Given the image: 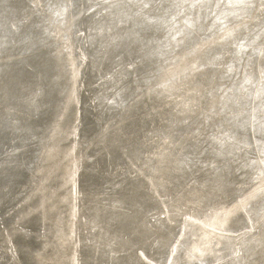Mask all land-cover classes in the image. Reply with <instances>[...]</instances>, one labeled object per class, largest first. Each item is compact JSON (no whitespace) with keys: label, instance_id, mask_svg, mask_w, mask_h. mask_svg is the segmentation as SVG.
<instances>
[{"label":"bare ground","instance_id":"1","mask_svg":"<svg viewBox=\"0 0 264 264\" xmlns=\"http://www.w3.org/2000/svg\"><path fill=\"white\" fill-rule=\"evenodd\" d=\"M54 1L5 0L9 14L2 22L4 30L0 28L2 37L8 34V44L15 43L9 49L10 61L36 66L25 71L16 65L9 81L0 78V118L8 120L5 124L0 121V142L4 130L19 127L26 120L37 122L36 130L24 123L13 141L9 132L6 143L0 144V209L16 212V216L20 212L16 201L22 194L21 178L30 162L29 144L33 141V149L39 146L42 154L45 139L41 132L45 110L49 109L48 97L54 93V70L68 69L63 61L40 62L53 48L47 49L50 43L45 42L42 23ZM132 1L139 2L137 8L130 5ZM118 2L129 5L126 18L120 12L109 13ZM75 3L71 0L69 4L67 15L72 22L68 21L67 30L71 26L72 33L68 35L76 36L72 52L77 76H69L65 85L76 81L82 89L84 104L78 112L92 116L97 128L93 132L114 126L109 134L101 136L100 142L105 143L108 136V140H119L120 146L128 149L118 154L119 163L113 173L106 158L98 157L92 145L86 146L93 133L86 135V131L94 123L84 127L82 117L79 127H71V134L62 129L50 139L59 149L76 143L92 159L77 164L74 176L80 168L81 175L68 186L69 195L76 199L78 264H264V0L163 2L173 9L178 7L170 33H181L167 42L174 46L183 33L187 35L188 48L174 46V52L182 48L185 59L197 52L196 60L203 57L208 61L209 77L215 78L222 88L220 92L213 87L204 91L188 89V80L197 74L194 63L181 76L160 81L156 80L158 71L148 68L150 62L140 68L141 49L129 48L125 36L133 31V22L144 18L143 8L154 9V1L81 0L74 7ZM68 35L55 37L63 42ZM179 42L185 43L181 39ZM145 51L151 50L146 47ZM1 52L4 56L0 57V66L8 55L5 50ZM131 52L136 54L130 56ZM188 52L194 53L187 55ZM85 54L90 56L88 68L82 60ZM51 64L55 67L50 69ZM94 69H98V77L113 76V87L103 84L100 78H87L92 71L95 74ZM209 92H215V101L210 105ZM121 97L123 103L113 111ZM201 98L205 99L203 104H199ZM138 108L147 124L134 135L120 111L135 118ZM194 113L201 116L203 127L215 116L209 131H221L224 136L204 132L201 138L193 136L191 128L197 123ZM125 136L133 139L127 145ZM236 154L247 165L244 173L224 168L225 160L236 159ZM253 180L255 188L250 184ZM25 195L26 192L21 199ZM63 199L65 205L67 199ZM37 200L35 195L24 201L31 207H24L23 212L38 210L26 216L25 224L19 220L10 225L0 223V244L6 240L9 247L0 249V264H40L35 259L39 249L25 243L28 232L38 234L25 228L47 213L43 205L46 199L40 201L41 206L30 203ZM90 213L95 216L91 220V235L95 232L96 241L93 253L80 230ZM167 222L171 228L168 247L161 244L160 230H156L157 225L165 226ZM22 235L25 239L15 242ZM152 240L156 241L153 247L149 246ZM10 248L12 254L8 253ZM63 256L61 251H53V260L61 264Z\"/></svg>","mask_w":264,"mask_h":264},{"label":"rangeland","instance_id":"2","mask_svg":"<svg viewBox=\"0 0 264 264\" xmlns=\"http://www.w3.org/2000/svg\"><path fill=\"white\" fill-rule=\"evenodd\" d=\"M61 1L64 0L54 1V5L51 7L52 9L50 13L42 23L45 30V42L50 43L48 44L47 49L51 47L53 48L51 49L50 53H48L47 57L42 58L40 62H45L48 59L56 63L63 60L64 56H66V62L68 59L70 69L58 67L56 70H54V93H51L50 97H48L49 109L47 110L46 108L45 110V120L41 132V136L45 139L44 146L42 147L41 154V149L39 146L33 149V141L29 144L28 157L30 159V162L24 173V178H21L22 194L26 192V195L21 199V194L16 201L17 205L19 206L20 212L18 213V216H16V212H12L6 209H0V223L6 222L7 225H10L14 222V220H19L25 224V219L29 218L28 215L32 214L34 211L38 212V210L23 212L24 207H31L30 204L28 206L24 205V201L28 200L29 198L32 199L35 195H38V200L32 201L30 203L33 205H40V201H44L46 199L44 201V204H42L45 206L47 213L43 214L41 217H38V219L33 222L34 224L32 227L25 228L38 232V234L28 232L26 234L25 243L36 245V247L39 249V255H37L35 259L40 264H61L60 262L53 260L52 258L53 251L58 250L64 254V256L61 258L64 264H78V250L75 244L77 240V225L74 215L76 199L75 197L69 195L68 186L71 183L75 182L74 175L76 174L77 164H80L83 161L89 162L90 160H92L91 158H89L87 154L88 152L85 153L82 149L76 150V143L71 145L69 148L59 149L57 145H55L53 142H50V139L58 134L60 130L66 129L68 133L71 134V127H73L74 125L75 127H79V117H81V111L78 112V109L83 102L82 98L85 97L81 94L82 89L78 88L76 81H72L70 85H65V83H68L69 81V76H72L75 79L77 76L76 72H74L75 64L73 60L74 55L72 52L74 49H76L75 46L77 44L74 43L76 36L75 38H72V36H70L72 30L69 28L71 26L67 30L68 21L72 20L70 15H67V13H69V4L71 0H65L64 2ZM80 1L81 0H76L74 7H76L80 3ZM148 1H154L157 4L153 10H147L143 8L141 14L144 16V18H142L138 22H133V24H131L133 31L125 36V41L129 48L139 47L141 49L138 52V56L140 58L139 62L142 64L140 68L143 69L146 66V63L150 62L148 68L158 71V73H155L156 80L160 81L165 77L172 78L174 76H181L184 71L190 66V63H194L197 65V74L188 80V89L197 88L200 91H204L205 88L213 87L217 92H220V89L222 88L215 81V78L212 76L209 77L210 74H208V61L204 60L203 57L200 60H196L195 54L197 52L193 55H190V58L187 60L183 57V53L181 52L182 48L180 51L174 52V46H176V48H179L183 47V45H187L188 48L187 42L189 41V39L187 35H184L183 33L179 38L182 42L185 43L179 42V39L174 46L167 42V40H171L172 37L176 35L175 33H170V31H172V20L174 17H176V15H178V13L176 12L178 7L176 9H173L172 5H166L163 2H172L173 0ZM130 3V5L135 8H137L139 4V2L136 1H132ZM128 6V4L118 2L114 6L110 7L109 13L110 11L120 12L121 15L126 18L129 13L127 11ZM174 6L176 7L175 4ZM8 14L9 11L7 3L5 2V0H3L2 4L0 5V28L2 30H4L2 22H4V20L6 19V15ZM187 14H189V12ZM187 14H184V16L188 17ZM135 32H137V34H135ZM68 33L70 34L68 35ZM56 34H59L61 38L65 35H68L69 38L68 40L62 42L55 37ZM180 34L176 36H179ZM8 38L9 36L7 33L3 37L0 33V57L4 56L1 52L3 50H5V54H8L6 56L7 59H5L6 61L4 62V65L0 66V78L5 82L9 81L13 76V74L11 73L13 66H20L25 69V71L33 70L36 67L35 64L31 62H28L27 65H21L20 63H13V61H10L11 56L9 53V49L15 47V43H12L10 41V44H8ZM146 47L150 48L151 51L149 53L145 51ZM191 53L194 52H188L187 55ZM134 54H136V52H131L130 56ZM220 57H222V54H220ZM54 67L55 66L51 64L50 69ZM190 75L187 77L189 78ZM124 76L126 77V75ZM212 100L215 101V92H209L207 96L209 105ZM204 101L205 99L201 98L199 100V104H203ZM118 102L119 103L116 106L114 105L113 111L117 108L118 105L123 103L122 97ZM141 112L142 111L140 110V108H138L136 112L138 113V116L134 118L130 113L124 116L123 109H121L120 111V115H123L122 119L127 122V127L132 128V130L134 131V135H138L146 127L147 124L146 118L141 115ZM86 115L90 117L88 113H86ZM192 115L195 116V120L197 122L196 124H193L191 128V130H194L193 136L201 138L203 132L204 135H208L209 133H211V135L215 137L224 136L221 131L217 133L209 131V123H213L215 121V116L212 118L210 117L208 120V125H204L203 127L201 124V116L197 113H194ZM90 118L93 122V118ZM0 121L2 124L8 122V120H5V118H0ZM24 123H30L27 127L33 131L36 130L35 127L37 126V122L26 120L22 122L19 127H16L12 130H4L2 133H5L3 134L1 142L6 143L7 133L9 132L12 134L13 141V139L22 131L21 126ZM8 128L9 127H7L6 129ZM113 129L114 126H105L103 131L93 132L97 130L96 123H94L93 128L90 131H86V135H90L91 132L94 133H92L87 139L86 146L88 147L89 144L92 145V151L97 149L96 153L98 157L104 156L110 163L112 172L115 173V170L119 163L118 154H124V152L128 149L120 146L119 140L117 142L108 140V136L104 138L105 143L100 142L101 136H103L104 134H109ZM123 138L126 145L129 144V140L132 139L130 136H125ZM1 142L0 144H2ZM99 166H101L100 161ZM224 168L237 169L239 174L244 173L247 170V165L244 162V158H241L238 156V154H236V159L231 160L230 158H227L225 160ZM35 171H37V173L34 175V177H30V175L35 173ZM255 182L256 180L250 182V184H252L254 188ZM60 185H64L62 191L60 190ZM60 197L62 198L61 200ZM63 198L67 199L65 205H63ZM60 204L62 205L60 206ZM134 204L139 205V203L137 202H134ZM162 204L167 205V203ZM150 206L153 210L154 205L150 204ZM177 213L178 215L176 216V218H179L180 212L178 211ZM26 216L28 218H26ZM10 217L13 218L10 219ZM94 217L95 216L90 213V217H85L83 219V223L80 228L83 236L85 237V243L87 244L88 249L91 253L94 252V246L96 245L95 232H93V234L91 235V228L93 229L94 223L91 222V220L94 219ZM139 224L140 222L137 224L136 228H139ZM214 225H217L216 221L214 222ZM5 230L6 233L9 234L8 229ZM156 230H160L159 233L161 244L168 247L171 240L170 224L167 222L165 223V226L157 225ZM144 235L146 237L150 236V234ZM32 238L35 239L31 240ZM24 239L25 236L23 235L17 236L15 242L20 243ZM1 243L2 244H0V249L3 250L4 248L8 247L7 245H5L8 244L6 240L2 241ZM154 243H156V241L152 240L149 246L153 247L152 245ZM81 245L82 244H79V246ZM8 253L12 254L11 248L8 249Z\"/></svg>","mask_w":264,"mask_h":264},{"label":"flooded vegetation","instance_id":"3","mask_svg":"<svg viewBox=\"0 0 264 264\" xmlns=\"http://www.w3.org/2000/svg\"><path fill=\"white\" fill-rule=\"evenodd\" d=\"M96 24H97V22H96ZM98 28H99V24H97L96 25ZM96 30H98V29H96ZM88 54H85V56L84 57H82V60H83V62H84V66H85V68H88L89 67V62H87V59L88 58H90V56H87ZM61 61H63V63L68 67V69H70V66H69V62H68V59H67V62H66V56H64V58H63V60H61ZM60 62V61H59ZM94 71H95V74L93 73V71L88 75L87 74V72H86V74L88 75V77L87 78H89V79H92V78H100L101 80H102V83L103 84H105L106 86H111V87H113V76L111 77V76H108V77H104L103 75H100L99 77L97 76V73H98V69H94ZM106 71H108V70H106ZM105 71V72H106ZM92 73H93V75H92ZM106 74V73H105ZM85 75V74H84ZM83 104H84V102H82ZM83 107H84V105H83ZM89 114V113H88ZM86 113H85V111H81V117L84 119V122L82 123V125L84 126V127H86V126H92V124L94 123V120H93V122L91 121L92 119L90 118V117H92L90 114V117L88 116V120L86 119L85 120V118H86ZM80 126H81V123H80ZM76 146H77V144H76ZM85 148H86V146H85ZM76 150H79L78 149V147H77V149ZM84 151V150H83ZM86 153V152H85ZM81 175V168L79 169V172H78V174L75 176L76 177V179H75V183L77 182V180L79 179V176ZM73 184V183H72ZM64 188V185H62V189ZM69 188V187H68ZM62 191V190H61Z\"/></svg>","mask_w":264,"mask_h":264}]
</instances>
